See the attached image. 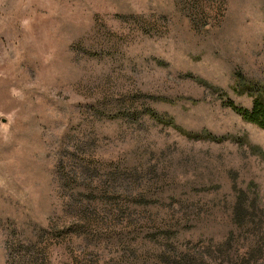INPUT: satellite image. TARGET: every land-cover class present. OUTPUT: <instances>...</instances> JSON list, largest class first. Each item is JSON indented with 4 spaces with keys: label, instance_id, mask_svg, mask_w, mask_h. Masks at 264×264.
I'll use <instances>...</instances> for the list:
<instances>
[{
    "label": "rangeland",
    "instance_id": "1",
    "mask_svg": "<svg viewBox=\"0 0 264 264\" xmlns=\"http://www.w3.org/2000/svg\"><path fill=\"white\" fill-rule=\"evenodd\" d=\"M251 84L264 0H0V264H264Z\"/></svg>",
    "mask_w": 264,
    "mask_h": 264
},
{
    "label": "trees",
    "instance_id": "2",
    "mask_svg": "<svg viewBox=\"0 0 264 264\" xmlns=\"http://www.w3.org/2000/svg\"><path fill=\"white\" fill-rule=\"evenodd\" d=\"M201 85L204 87H207L205 84H201ZM243 89H246L248 94H250V96L252 97V104H251L250 109L240 107V106L236 105L230 99H226L224 101V105L227 108H229L230 110H232L234 113L239 115L240 118L243 121H245L246 123H250V124L255 125L258 128L264 130V89H262L261 87H255V85L252 86V84L248 85V86L244 85L242 87L241 91H243ZM132 115L133 114H128V116H132ZM141 115H148L152 120H154L155 122H157V123H159L165 127L166 126L167 127H174V121L172 118H165L153 110L145 109V110L141 111ZM138 118L139 117H136V118H134V120H137ZM175 129H178V128L176 127ZM181 133H183V135L186 138L194 140V141H208V142L217 143V144L222 143L225 139H229L228 137L214 136L211 133H208L206 131L194 133V134L187 133L184 131H181ZM240 200H241V198L238 196L235 208H233L235 211L234 222L235 221L240 222V220H242L244 218V213H246L244 211L245 208H243V206H242L243 204L240 202ZM240 215H242V217L239 219ZM246 216L247 217L252 216V214L249 213V214H246ZM178 259L181 263L182 262L186 263L188 261L187 258L184 256H181ZM175 264H176V262H175Z\"/></svg>",
    "mask_w": 264,
    "mask_h": 264
}]
</instances>
